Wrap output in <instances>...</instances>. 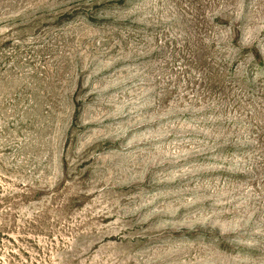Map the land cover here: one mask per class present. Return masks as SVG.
I'll list each match as a JSON object with an SVG mask.
<instances>
[{
	"label": "rangeland",
	"instance_id": "374dc122",
	"mask_svg": "<svg viewBox=\"0 0 264 264\" xmlns=\"http://www.w3.org/2000/svg\"><path fill=\"white\" fill-rule=\"evenodd\" d=\"M0 264H264V0H0Z\"/></svg>",
	"mask_w": 264,
	"mask_h": 264
}]
</instances>
